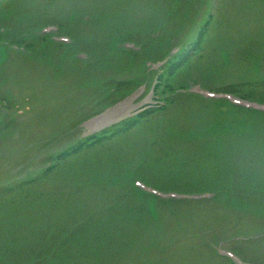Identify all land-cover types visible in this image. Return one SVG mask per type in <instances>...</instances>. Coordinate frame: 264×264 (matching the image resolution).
Returning <instances> with one entry per match:
<instances>
[{
    "label": "rangeland",
    "instance_id": "1",
    "mask_svg": "<svg viewBox=\"0 0 264 264\" xmlns=\"http://www.w3.org/2000/svg\"><path fill=\"white\" fill-rule=\"evenodd\" d=\"M208 1L210 7L205 0L0 5V33L9 40L0 43L6 47L0 48V127L9 124L0 131V264H230L212 251L220 245L264 264V118L227 102L179 93L153 118L61 159L48 179L20 193L5 191L73 150L93 132L88 118L106 113L107 104L129 100L132 112L154 104L147 80L132 95L134 88L111 81H141L145 65L161 64L151 59L172 47V53L184 51L207 23L202 48L182 61L197 80L218 87L263 81L264 0ZM67 33L87 55L75 57L76 43L54 41ZM127 39L146 43H135L130 53L119 48L132 42ZM189 90L207 95L200 84ZM253 91L264 100V90ZM150 175L169 192L217 193L209 200L176 199L169 192L153 198L151 187L138 182L147 192L133 186L136 180L151 182ZM148 197V214L138 211V202L147 209Z\"/></svg>",
    "mask_w": 264,
    "mask_h": 264
},
{
    "label": "trees",
    "instance_id": "2",
    "mask_svg": "<svg viewBox=\"0 0 264 264\" xmlns=\"http://www.w3.org/2000/svg\"><path fill=\"white\" fill-rule=\"evenodd\" d=\"M12 0H0V5H2V6H4L5 7V2H7V3H9V2H11ZM48 2H50V1H47V3H46V6H48L49 4H48ZM52 2V1H51ZM2 13H4L3 11H2ZM1 15V14H0ZM4 19L5 18H3V17H1L0 16V21L1 22H3V24H5V21H4ZM79 25H81V24H79ZM209 26H210V23H207V25L203 28V30L201 31V33H200V35H199V39L197 40V41H192V42H190V46H191V50L194 52V53H196L197 51H199L201 48H202V45H203V42H204V33L205 32H207L208 31V28H209ZM0 27H5L4 25H0ZM3 40H7L6 39V36L3 34V33H0V41H3ZM12 42H15L14 40L12 41ZM16 42H18V43H23V44H27V43H29V42H24V41H22V40H17ZM31 44H28L27 45V47L28 46H30ZM32 46H30V47H28V48H31ZM0 48H3V49H5L6 50V47H2V46H0ZM188 50H190V49H186V50H184L183 51V57L185 58V59H188V62H189V60L191 59V57H194V53L192 54V55H190V53H189V51ZM190 50V51H191ZM11 52V51H10ZM22 55V54H21ZM183 65V64H182ZM174 67V66H173ZM153 75V74H152ZM188 75H190L191 77H194V78H196V76L194 75V73H193V71H191ZM163 76H164V78H165V87H166V89H168V90H171V91H173V90H175V89H177V88H183V87H185L186 85H185V77H186V75L185 76H183V71L181 70V68L180 69H177V70H173V68L172 67H170V66H168L167 68H166V71H165V73L163 74ZM202 81V80H201ZM203 82H205L204 80H203ZM206 83V82H205ZM256 84L255 85H249V84H247V82L246 81H239V82H236V83H231L230 85H228V86H225V87H223V88H221L222 89V91H226V92H233V93H236V94H238L239 96H241V97H244V98H255V93H254V91H253V89L255 88V87H258L261 91L262 90H264V80L263 81H261V82H255ZM119 85H121V86H124L125 84L124 83H119ZM207 85H209V84H207ZM210 87H213V86H210ZM181 96V95H180ZM179 96V97H180ZM256 99V98H255ZM257 99H259V98H257ZM261 100H263V98L261 99ZM167 109L169 108V107H166ZM165 108H163V109H161V110H159V109H150L149 111H147V112H145L144 113V116H143V118H148V119H150V118H153L154 116H155V114L156 113H159L158 111H163ZM167 109H165V110H167ZM237 111L238 112H243V113H246V114H251V115H256V116H260V117H263L264 118V114H262V113H254V112H249V111H246V110H242V109H237ZM137 119V118H136ZM128 122H130V121H128ZM135 123L136 122H130V123H128V124H121L120 126V128H118L117 129V131L118 132H121V131H128L129 129H131L134 125H135ZM8 127H9V124L8 123H5L4 125H2V127H0V131L1 130H6V129H8ZM124 127V128H123ZM123 128V129H122ZM155 145V143H153V145L152 146H154ZM84 146H86V145H84ZM82 144H80V145H77V146H75V148L72 150H68V151H65V152H62L61 154H59V156L57 157V162L56 163H53V165L50 167V168H48V169H46L43 173H40V174H38L37 176H35V177H32V178H26V179H23V180H21L20 182H18L17 184H15V185H12V186H9V187H7V188H5V191L6 192H15L16 190H18V192L20 193V192H22L23 191V189H26L28 186H30L31 184H34V183H37V182H42V180L46 177L47 179L50 177V175L53 173V171H54V169L57 167V165H59V163L63 160V159H65V158H67V157H69V156H71V155H74V154H78V153H81L82 154V152H84V149H83V147H84ZM88 148H92V147H87L86 149H88ZM85 149V150H86ZM62 159V160H61ZM151 181L152 182H154L155 184H158V183H161L162 181L159 179V178H157V177H154V176H151ZM185 187H187V186H185ZM129 197H130V199H132V200H134L136 197H137V193L134 191V190H131L130 192H129ZM149 201H150V198L148 197L147 198V203H146V210H144V209H142L141 207L143 206V204H140V202H138L137 204H138V206H137V208H138V211H140V212H144V213H146V214H148V205H149ZM148 204V205H147ZM94 218H95V215H92V216H90L88 219H87V221L88 222H91V221H93L94 220ZM84 225H85V223L84 224H80L77 228H76V230H82V228L84 227ZM73 235V234H72ZM65 241V239L64 240H62V244H66V243H68V241H66V242H64ZM64 242V243H63Z\"/></svg>",
    "mask_w": 264,
    "mask_h": 264
},
{
    "label": "bare ground",
    "instance_id": "3",
    "mask_svg": "<svg viewBox=\"0 0 264 264\" xmlns=\"http://www.w3.org/2000/svg\"><path fill=\"white\" fill-rule=\"evenodd\" d=\"M131 101H127L123 104H121L120 106H118L117 108L113 109L112 111L107 112L106 114L96 118L95 120H93L91 122L92 126L94 128L101 126L104 123L110 122L111 120H113L115 118V116L119 113L122 112V114H124L125 112H127L128 110V104Z\"/></svg>",
    "mask_w": 264,
    "mask_h": 264
}]
</instances>
